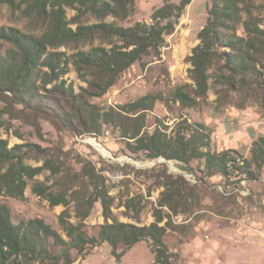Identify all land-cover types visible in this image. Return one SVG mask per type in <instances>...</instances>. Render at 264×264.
I'll use <instances>...</instances> for the list:
<instances>
[{"label": "trees", "instance_id": "16d2710c", "mask_svg": "<svg viewBox=\"0 0 264 264\" xmlns=\"http://www.w3.org/2000/svg\"><path fill=\"white\" fill-rule=\"evenodd\" d=\"M26 1L36 9L47 10L49 6L52 13L39 36L15 28H0V97L5 103V113L12 115L16 106H20L36 119L42 115L81 136L99 137L108 127L119 132L132 154L179 162L190 172H195V165L210 178L220 176L226 182L241 183L260 177L264 170V136L253 142L248 156L234 149L216 151L210 129L204 123L190 122L182 114L207 105L212 89L217 96V111L224 106L223 99L229 92H250L264 103V21L248 12L245 17L241 7L242 3L254 0H213L207 24L198 34L199 44L187 59L191 82L177 86L170 100L148 94L108 108L92 103L91 99L106 96L122 75L135 64H141L146 56L160 55L165 37L174 33L193 0L167 1L153 12L150 24L138 22L124 27L101 22L78 27L77 31L69 27L63 7L90 14L100 21L112 17L124 22L135 15L137 0ZM95 35L109 47H95L72 57L80 78L88 84L76 94L65 80L70 60L50 49ZM159 102L179 117L171 132L159 118L150 125V115ZM31 148L40 150L37 145L10 147L7 140L0 139L1 197L24 201L29 182L45 169L61 173L51 159H44L43 167L27 164L29 155L36 151ZM82 175L88 184L75 190L74 185L66 189L62 183L57 190L40 182L32 186L33 193L52 207L65 208L59 216L63 234L42 219H16L9 207L0 202V264H74L103 244L109 245L112 256L120 261L141 242L150 243L154 264H175L182 242L173 217L188 218L199 206L195 189L183 176L162 175L164 191L153 212L155 220L141 226L114 217L116 199L92 167L84 165ZM98 202L105 222L87 225L85 221ZM122 206L127 211L134 208L132 200ZM165 208L170 213L165 214ZM139 212L137 209L134 216Z\"/></svg>", "mask_w": 264, "mask_h": 264}, {"label": "rangeland", "instance_id": "374dc122", "mask_svg": "<svg viewBox=\"0 0 264 264\" xmlns=\"http://www.w3.org/2000/svg\"><path fill=\"white\" fill-rule=\"evenodd\" d=\"M0 28H15L25 34L39 36L48 25L52 9L48 6L36 9L26 0L8 3L0 0ZM3 1V2H2ZM167 1L179 0H137V11L127 21L120 22L112 17L97 20L90 14H81L76 9L63 7L69 27H90L101 22L116 23L130 27L138 22L150 24L153 12ZM213 0H193L179 20L174 33L166 36L160 55L146 56L142 63L135 64L120 78L118 84L102 98L91 102L108 108L133 102L148 94L161 95L170 100L179 85L190 83L188 71L191 65L188 57L199 44L198 34L206 26ZM244 15L264 21V0L242 3ZM242 34V30L239 31ZM109 47L98 35L79 37L51 52L61 53L69 59V73L65 80L72 85L76 94L87 88L72 62V57L89 52L95 47ZM215 90L209 93L208 104L199 109H189L182 114L193 123H204L211 131L212 145L216 151L234 149L248 156L255 140L264 136V103L250 92H229L224 97V106L215 109ZM261 103V104H260ZM5 103L0 97V139L7 140L10 147L15 145H37L40 150L29 155L27 164L43 167L51 159L61 173L54 174L45 169L29 182L26 200L0 196L16 219H42L53 229L63 234L59 216L63 206L52 207L48 201L32 191L35 183H45L57 190L59 183L68 189L87 185L83 173L84 165L103 177L115 197L113 215L122 222L148 226L154 222L153 212L158 207L164 188L161 177L164 173L183 176L195 189L199 206L194 213L173 217L179 226L182 245L177 251L175 264H264V170L254 181L226 182L222 177H208L201 169L193 166L195 172L183 169V164L164 159L150 160L143 154H132L120 138L119 132L105 127L99 137L76 135L64 126H57L42 115L32 117L20 106L14 114L5 113ZM159 118L172 131L179 117L169 112L160 102L150 115V125ZM152 129V128H151ZM78 176V178H76ZM84 181V184H83ZM134 208L127 211L123 202L131 201ZM138 215L134 216L136 210ZM73 205L70 207L72 215ZM164 213H170L165 208ZM75 222V219H71ZM105 222L101 204H95L87 225ZM166 221L162 223L165 225ZM150 243L141 242L128 250L120 261L111 254L107 244L96 248L84 260L74 264H154ZM35 264H39L38 262ZM47 264V263H46Z\"/></svg>", "mask_w": 264, "mask_h": 264}, {"label": "water", "instance_id": "95a60500", "mask_svg": "<svg viewBox=\"0 0 264 264\" xmlns=\"http://www.w3.org/2000/svg\"><path fill=\"white\" fill-rule=\"evenodd\" d=\"M165 160V159H164ZM166 161V160H165Z\"/></svg>", "mask_w": 264, "mask_h": 264}]
</instances>
